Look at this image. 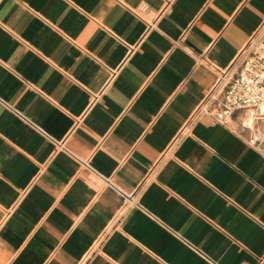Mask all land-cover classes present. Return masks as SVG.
<instances>
[{
  "label": "crops",
  "instance_id": "1",
  "mask_svg": "<svg viewBox=\"0 0 264 264\" xmlns=\"http://www.w3.org/2000/svg\"><path fill=\"white\" fill-rule=\"evenodd\" d=\"M263 25L264 0H0V264H264V155L240 110L194 115Z\"/></svg>",
  "mask_w": 264,
  "mask_h": 264
},
{
  "label": "built area",
  "instance_id": "2",
  "mask_svg": "<svg viewBox=\"0 0 264 264\" xmlns=\"http://www.w3.org/2000/svg\"><path fill=\"white\" fill-rule=\"evenodd\" d=\"M239 57L237 73L221 88L216 85L208 96L216 105L208 108L205 102L194 115H207L211 122L229 126L234 111L240 110L241 126L249 130L246 143L264 155V25L249 38Z\"/></svg>",
  "mask_w": 264,
  "mask_h": 264
}]
</instances>
